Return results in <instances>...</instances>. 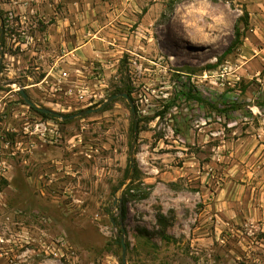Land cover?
<instances>
[{
    "label": "rangeland",
    "instance_id": "1",
    "mask_svg": "<svg viewBox=\"0 0 264 264\" xmlns=\"http://www.w3.org/2000/svg\"><path fill=\"white\" fill-rule=\"evenodd\" d=\"M0 135V264H264V0H0Z\"/></svg>",
    "mask_w": 264,
    "mask_h": 264
},
{
    "label": "crops",
    "instance_id": "2",
    "mask_svg": "<svg viewBox=\"0 0 264 264\" xmlns=\"http://www.w3.org/2000/svg\"><path fill=\"white\" fill-rule=\"evenodd\" d=\"M57 21L59 26L49 27L44 38L49 50L55 53V59L72 64H83L91 60L95 54L92 47L99 45V42L94 41L93 37L95 38L97 34L89 28L91 18L88 11L83 8L66 18L57 17ZM68 24L69 27H65ZM43 53L41 52L42 56Z\"/></svg>",
    "mask_w": 264,
    "mask_h": 264
},
{
    "label": "built area",
    "instance_id": "3",
    "mask_svg": "<svg viewBox=\"0 0 264 264\" xmlns=\"http://www.w3.org/2000/svg\"><path fill=\"white\" fill-rule=\"evenodd\" d=\"M59 74H60L59 75L60 79L62 80L67 76V74L64 72ZM10 146H11L10 142L4 140L0 135V205H2V200H3L2 183L3 181L7 180V174L10 170V165L8 164L7 160L13 158L16 154L15 152L9 151ZM4 242H5L4 239L0 238V244H4Z\"/></svg>",
    "mask_w": 264,
    "mask_h": 264
},
{
    "label": "water",
    "instance_id": "4",
    "mask_svg": "<svg viewBox=\"0 0 264 264\" xmlns=\"http://www.w3.org/2000/svg\"><path fill=\"white\" fill-rule=\"evenodd\" d=\"M20 95H21V97L23 98V100H24L27 104H29V105L31 106V103L28 101L27 96L25 95V93H24L23 91L20 92ZM118 97H122V98L127 99V96L124 95V94H122V95H114V96H111V97H109V98L103 103V105L101 106V108H102V107H105L109 102H111V101L117 99ZM39 111H40V113L45 114V115L55 116V117H57V118H61V115L55 114V113H53V112H51V111H49V110H47V109H40ZM89 112H91V111L83 112V113H81V115L88 114ZM75 116H77V115H75ZM70 118H73V117H70ZM120 245H121V249H122V263L125 264V245H124L123 241H121Z\"/></svg>",
    "mask_w": 264,
    "mask_h": 264
},
{
    "label": "trees",
    "instance_id": "5",
    "mask_svg": "<svg viewBox=\"0 0 264 264\" xmlns=\"http://www.w3.org/2000/svg\"><path fill=\"white\" fill-rule=\"evenodd\" d=\"M234 36H235V40L240 42V37H241V33H240V29L238 27H235V31H234ZM230 50V49H229ZM229 50H227L226 53L229 52ZM39 114L44 117V118H51L52 116L49 115H45L39 112ZM162 239H164L165 241H169L171 240V238L167 237L166 235H162Z\"/></svg>",
    "mask_w": 264,
    "mask_h": 264
}]
</instances>
